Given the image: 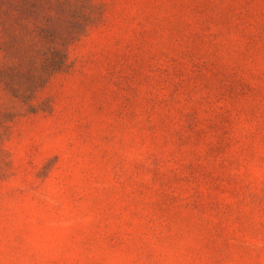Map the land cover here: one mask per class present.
<instances>
[{
  "label": "rangeland",
  "instance_id": "obj_1",
  "mask_svg": "<svg viewBox=\"0 0 264 264\" xmlns=\"http://www.w3.org/2000/svg\"><path fill=\"white\" fill-rule=\"evenodd\" d=\"M2 15L0 264H264V0Z\"/></svg>",
  "mask_w": 264,
  "mask_h": 264
},
{
  "label": "trees",
  "instance_id": "obj_2",
  "mask_svg": "<svg viewBox=\"0 0 264 264\" xmlns=\"http://www.w3.org/2000/svg\"><path fill=\"white\" fill-rule=\"evenodd\" d=\"M0 19L2 20V22H5L6 20V15H2L0 16ZM40 33L42 34V37L44 39L49 38L53 35V29H49V28H41ZM69 36H65L64 38H62L60 40V45H64L67 41ZM63 57H64V53L61 50L60 47H54L52 48V56L50 58H46V63H45V69L47 70L49 69H54V68H59L60 66L63 65Z\"/></svg>",
  "mask_w": 264,
  "mask_h": 264
}]
</instances>
